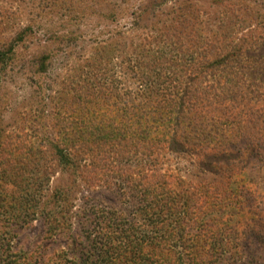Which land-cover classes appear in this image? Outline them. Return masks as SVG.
Listing matches in <instances>:
<instances>
[{
    "label": "trees",
    "instance_id": "16d2710c",
    "mask_svg": "<svg viewBox=\"0 0 264 264\" xmlns=\"http://www.w3.org/2000/svg\"><path fill=\"white\" fill-rule=\"evenodd\" d=\"M258 38H232L216 55L207 43L157 46V64L144 69L136 57L134 89L98 79L124 95L63 100L50 141L32 130L1 135L0 264H264V180L249 176L264 160ZM167 155L226 171L224 183L187 197L172 188ZM95 187L115 189L118 204L76 195ZM35 220L39 238L23 245Z\"/></svg>",
    "mask_w": 264,
    "mask_h": 264
},
{
    "label": "rangeland",
    "instance_id": "374dc122",
    "mask_svg": "<svg viewBox=\"0 0 264 264\" xmlns=\"http://www.w3.org/2000/svg\"><path fill=\"white\" fill-rule=\"evenodd\" d=\"M244 36L264 38V0H0V50L13 46L0 61V140L4 133L32 130L50 141L63 100L76 92L124 95L113 81V87H102L98 79L106 75L134 89L136 57H144V69L157 64L151 56L157 46L185 52L207 43L205 49L216 55L223 44ZM166 157L172 188L190 198L198 188L224 183L227 175L202 172L190 157ZM252 162L249 176L264 180V160ZM65 179L56 174L50 183ZM79 190L77 197L111 207L119 202L115 189ZM257 201L264 208V197ZM41 229L33 221L20 236L23 245L38 239Z\"/></svg>",
    "mask_w": 264,
    "mask_h": 264
}]
</instances>
